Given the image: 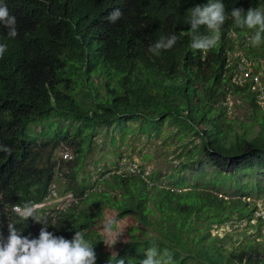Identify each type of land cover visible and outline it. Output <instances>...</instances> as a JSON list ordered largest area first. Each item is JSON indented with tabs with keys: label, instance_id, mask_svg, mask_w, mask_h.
<instances>
[{
	"label": "trees",
	"instance_id": "trees-1",
	"mask_svg": "<svg viewBox=\"0 0 264 264\" xmlns=\"http://www.w3.org/2000/svg\"><path fill=\"white\" fill-rule=\"evenodd\" d=\"M221 2L228 16L219 32L204 25L196 30L197 36L217 39L205 53L191 49L187 21L193 7L209 0H0L18 31L12 38L0 23V44L7 46L0 58V145L11 149V155L0 151V239L6 242L9 223L21 236L38 238L45 224L21 220L13 207L43 202L55 185L71 201L37 214L56 237L72 240L80 231L94 245L95 264H141L143 251L153 247L157 259L172 256L169 264H264L260 243L237 249L202 239L206 228L236 213L250 222L256 204L246 198L264 191V107L251 82L234 78L238 61L230 54L240 47L255 72L264 67V42L251 46L256 30L238 27L230 16L233 8L264 11V0ZM117 8L122 16L112 23L108 18ZM172 35L177 42L171 49L149 51ZM230 95L255 111L249 119L261 124L259 137L249 136L248 123L229 113ZM61 118L68 123L58 125ZM126 120H140L148 133L173 120L181 138L195 140L177 170L166 175L148 176L141 167L145 176L131 173L117 161L114 169H88L96 129L113 124L124 129ZM46 122L55 134L38 145V137L50 133ZM32 123L42 130L33 134ZM60 141L73 152L66 160L55 156ZM162 178L169 182L160 184ZM221 187L233 195H223ZM150 201L161 228L121 242L98 232L96 222L106 209L147 227L155 212Z\"/></svg>",
	"mask_w": 264,
	"mask_h": 264
},
{
	"label": "rangeland",
	"instance_id": "rangeland-1",
	"mask_svg": "<svg viewBox=\"0 0 264 264\" xmlns=\"http://www.w3.org/2000/svg\"><path fill=\"white\" fill-rule=\"evenodd\" d=\"M230 54L232 58L241 57L242 50H240V47H236ZM228 107L229 113L233 117L238 118L240 120L239 123H248L246 133L249 136L259 137L261 135L260 131L262 130V126L249 119V117L254 116L255 111L246 101H243L241 97L230 95ZM52 120L57 121L59 118L55 117ZM62 122L68 123V119L61 118V122L58 125H61ZM124 127L122 129L113 124L109 128L99 127L96 129L93 136L92 148L87 153L86 163L84 164L88 169L94 172L96 168L103 167L104 165L114 169L115 164L112 162L117 161L121 170H127L131 164L136 163L146 171L148 176L154 174L166 175L177 170V165L182 160L183 154L191 147V142L195 140L194 137L189 135L181 138L183 132L180 131L179 125L173 120H166L159 131L152 130L150 133L141 128L140 120H126ZM239 127L240 124H237L235 131ZM29 128L33 134L42 130V126L39 123H32ZM50 128L51 124L46 122L45 129L50 130ZM48 132L50 133L43 137H38V145L42 144L45 139H52L55 133L52 134L51 130ZM65 144L64 141H60L55 153L56 159L66 160L67 154L68 157L73 155L72 149ZM182 173L190 174L188 171ZM167 182H169L168 179L162 178L160 184L166 185ZM195 182V179L192 177L191 183ZM199 184L202 185L203 183L200 182ZM55 189L56 187L53 185L50 194L46 196L45 200L36 205L39 208L48 207V212H51L50 210L64 207L71 201L70 194L59 195ZM220 192L230 197L233 195L232 192L234 190L226 193L225 188L221 187ZM246 200L250 204H256L254 216L250 222L246 219H237L238 214L236 213L234 214V218L229 222L217 225L211 229L206 228L202 234V239L211 245H220L225 242V245L228 247L234 246L237 249H242L243 245L249 241L260 243L264 247V191H257L255 195L246 198ZM149 203L155 212L147 227L131 215L118 217L115 211L106 209L104 215L96 222L98 232L108 237L107 239L110 242L113 239L121 242L122 240H129L137 236H142L143 234L145 235V233L154 232L156 229L161 228L163 224L159 210L155 208L152 201ZM110 219L114 220L115 223L109 232L105 229V224ZM143 228L149 230L146 232ZM117 245L120 246L121 244L119 243ZM115 248L111 250L114 252L116 250ZM147 251L148 249H145L143 253ZM159 255L161 257V254ZM161 260H164V258L161 257Z\"/></svg>",
	"mask_w": 264,
	"mask_h": 264
},
{
	"label": "clouds",
	"instance_id": "clouds-1",
	"mask_svg": "<svg viewBox=\"0 0 264 264\" xmlns=\"http://www.w3.org/2000/svg\"><path fill=\"white\" fill-rule=\"evenodd\" d=\"M121 16L122 13L117 8L109 15L108 19L115 23ZM227 16L221 0H215V2L209 0L205 6L193 7L187 21L193 34L191 49L205 53L214 49L217 45L215 35L197 36L196 30L204 25L211 33H217L226 22ZM230 16L238 27L256 30L250 40L251 46L258 47L264 42V11L259 8H249L245 13L241 8H233ZM0 23L8 28L10 37L15 38L18 35L16 18L9 14L7 6L2 3H0ZM176 42L175 35L168 38L161 37L153 46H150L149 51L158 54L160 50L171 49ZM6 50L7 46L0 44V58H3ZM0 151L11 155V149L7 146L0 145ZM13 211L21 220L27 221L31 217L36 222L44 223L45 227L41 228L38 238L29 239L19 234L15 224L9 223L10 234L6 242L0 239V264H95L94 245L86 240L80 231L75 232L72 240L54 236L47 231V224L37 214L39 206L36 204H25L23 207L16 205L13 207ZM114 223V220H108L105 229L110 232ZM157 257L158 252L153 247L146 252V258L141 261V264H169L172 260V256L167 253L164 260L157 259ZM120 264H124V261L121 260Z\"/></svg>",
	"mask_w": 264,
	"mask_h": 264
},
{
	"label": "built area",
	"instance_id": "built-area-1",
	"mask_svg": "<svg viewBox=\"0 0 264 264\" xmlns=\"http://www.w3.org/2000/svg\"><path fill=\"white\" fill-rule=\"evenodd\" d=\"M233 61H238L236 66V75L234 76L235 79L240 80V82H244L248 80L252 84V89L257 94L258 102L261 106L264 107V67L260 69L258 72L254 71L253 63L249 62L247 58L244 56L232 58ZM67 154V153H66ZM68 156V154H67ZM127 171L131 173H140L141 169L138 164L133 163L131 166L128 167ZM145 176V174H141Z\"/></svg>",
	"mask_w": 264,
	"mask_h": 264
}]
</instances>
